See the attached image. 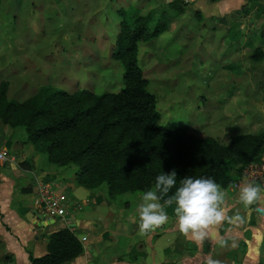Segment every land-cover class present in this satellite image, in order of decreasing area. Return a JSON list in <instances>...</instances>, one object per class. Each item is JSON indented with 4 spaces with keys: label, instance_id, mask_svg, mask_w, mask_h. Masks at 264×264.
I'll return each instance as SVG.
<instances>
[{
    "label": "rangeland",
    "instance_id": "374dc122",
    "mask_svg": "<svg viewBox=\"0 0 264 264\" xmlns=\"http://www.w3.org/2000/svg\"><path fill=\"white\" fill-rule=\"evenodd\" d=\"M263 1L234 4L218 19L205 17L216 13L206 0H187V4L181 0H0V91L4 90L6 100L19 102L21 109L44 88L117 92L123 86L124 62L113 54L115 39L134 16L147 15L137 58L156 98L160 113L156 123L227 144L235 133L264 129V54L256 60L250 57L257 47L264 53ZM179 5H184L182 12ZM159 26L164 28L154 34ZM65 133L49 153L46 138L44 143L34 142L23 126L0 118V151L5 156L0 172L11 174L17 189L29 186L32 197L35 194L30 198L34 207L35 175L41 179L38 183L45 180L64 192L73 183L96 193L106 190L110 198L136 192L129 179L134 166L121 180L119 189L125 190L113 196L105 179L97 181L92 171L90 177L82 172V162L69 158L73 132ZM263 154L255 161L264 162ZM235 183L222 189L227 205L233 207L228 217L243 218L233 224L239 227L238 236L246 238L259 214L255 205L245 209ZM56 218L50 225L59 223ZM262 232L263 253L256 264H264ZM239 240L234 251L242 263L246 243Z\"/></svg>",
    "mask_w": 264,
    "mask_h": 264
},
{
    "label": "trees",
    "instance_id": "16d2710c",
    "mask_svg": "<svg viewBox=\"0 0 264 264\" xmlns=\"http://www.w3.org/2000/svg\"><path fill=\"white\" fill-rule=\"evenodd\" d=\"M183 8L184 5L177 6L180 12ZM147 19V15L134 16L130 20L134 27L122 21V27H126L117 34L113 50L124 62L123 86L117 92L90 94L86 89H78L70 93L44 88L31 104L21 109L19 102L6 100L1 90L0 118L7 124L23 126L34 142L44 143L42 138H46L49 153L66 131L73 132L69 158L80 160L82 172L89 177L92 171L97 181L99 177L105 179L111 196L125 190L119 186L131 166L135 167L132 177L126 175L133 183L132 189L143 193L154 187L157 175L173 169L178 183L187 175L206 176L226 188L241 177L248 163L261 157L264 129L235 133L224 144L212 137L196 138L180 128L157 124L160 113L156 98L147 88L137 58V41ZM163 28L159 26L153 33ZM263 54L257 47L250 57L256 60ZM82 251L78 236L70 228L62 227L50 233L43 254L29 257L31 264H64Z\"/></svg>",
    "mask_w": 264,
    "mask_h": 264
},
{
    "label": "crops",
    "instance_id": "0c3cea01",
    "mask_svg": "<svg viewBox=\"0 0 264 264\" xmlns=\"http://www.w3.org/2000/svg\"><path fill=\"white\" fill-rule=\"evenodd\" d=\"M206 1V6L216 9V13L210 12L205 17L221 19L232 5H242L246 0ZM0 173V264H31L29 255L43 254L50 233L62 227L70 228L83 244V251L64 264H204L208 256L225 260L226 264H256L255 259L263 253L260 242L264 217L257 215L256 221L261 224L254 223L246 238L238 236L239 227L233 221L226 226V219L211 229L214 239L206 238L197 245L179 232L173 209L169 207L165 224L139 235L137 208L143 194L140 191L110 198L106 190L96 193L95 189L87 190L73 183L74 186L65 191L68 196L79 200L90 196V202L80 210L71 211L66 221L58 218L57 225H50L56 223L57 218H36L33 213L36 207L30 200L35 194L32 197L29 186L17 189L11 174ZM34 180L35 191L41 179L35 175ZM243 182L240 181L238 188ZM228 202L225 200L224 205L227 216L233 209ZM238 238L246 243L242 263L234 251L237 242H241Z\"/></svg>",
    "mask_w": 264,
    "mask_h": 264
},
{
    "label": "clouds",
    "instance_id": "9594fccd",
    "mask_svg": "<svg viewBox=\"0 0 264 264\" xmlns=\"http://www.w3.org/2000/svg\"><path fill=\"white\" fill-rule=\"evenodd\" d=\"M177 177L175 169L170 173L162 172L155 177L154 187L141 195L137 208L139 235L165 224L169 207L173 209L179 232L197 245L206 238L214 239L211 229L226 219L242 221L239 214L233 218L227 216L224 207L227 193L215 179L187 175L178 183ZM238 198L245 209L255 205L254 211L264 217V188L255 180L240 185ZM204 264H226V261L208 256Z\"/></svg>",
    "mask_w": 264,
    "mask_h": 264
},
{
    "label": "built area",
    "instance_id": "2783aa9c",
    "mask_svg": "<svg viewBox=\"0 0 264 264\" xmlns=\"http://www.w3.org/2000/svg\"><path fill=\"white\" fill-rule=\"evenodd\" d=\"M5 160L4 152L0 151V161ZM255 180L258 184L264 187V162L251 161L244 169L241 177L235 185H239L240 181ZM36 211L41 215V219H55L67 220L71 211L80 210L84 205L88 204L90 200L72 199L60 187L52 185L51 183H38L37 197L35 199ZM40 219V218H38ZM68 222V221H67Z\"/></svg>",
    "mask_w": 264,
    "mask_h": 264
},
{
    "label": "water",
    "instance_id": "95a60500",
    "mask_svg": "<svg viewBox=\"0 0 264 264\" xmlns=\"http://www.w3.org/2000/svg\"><path fill=\"white\" fill-rule=\"evenodd\" d=\"M33 213H35L37 218H40V219L42 218V215L38 211H36V209L34 210Z\"/></svg>",
    "mask_w": 264,
    "mask_h": 264
}]
</instances>
